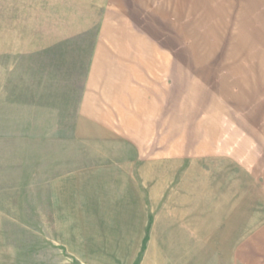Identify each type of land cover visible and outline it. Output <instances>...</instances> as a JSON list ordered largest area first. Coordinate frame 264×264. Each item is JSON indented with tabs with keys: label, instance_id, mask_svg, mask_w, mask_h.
<instances>
[{
	"label": "rangeland",
	"instance_id": "1",
	"mask_svg": "<svg viewBox=\"0 0 264 264\" xmlns=\"http://www.w3.org/2000/svg\"><path fill=\"white\" fill-rule=\"evenodd\" d=\"M207 1L137 9L154 68L141 120L75 133L77 46L52 65L0 57V264H264V185L221 139L239 64L264 60L237 53L264 49V22L234 23L239 0L229 17ZM80 2L71 16L87 15ZM49 5L0 0V42L29 35L30 12L56 15Z\"/></svg>",
	"mask_w": 264,
	"mask_h": 264
},
{
	"label": "crops",
	"instance_id": "2",
	"mask_svg": "<svg viewBox=\"0 0 264 264\" xmlns=\"http://www.w3.org/2000/svg\"><path fill=\"white\" fill-rule=\"evenodd\" d=\"M40 1L46 2L47 7L52 4L60 11L56 9L55 15L48 8H39L36 16L34 11L30 12L29 35L17 37L14 41L5 38L0 42V57L13 59L15 63L29 57L33 63L52 65L57 51L64 56L68 48L77 46L80 49V62L72 68L73 71L79 68L82 72L74 100L77 104L76 134H82L81 130L86 128H102V121L144 119L149 114L143 107L149 102L148 93L145 97L142 95L148 89L144 83L149 81V73L154 68L150 63L149 32L137 30L146 21V15H140L142 12L137 9H141L140 4L144 7V2L149 0H89L87 4L86 0H81L88 13L77 17L70 15V0ZM210 1L225 17H229L230 8L235 7L231 6V0ZM175 6L180 5L175 3ZM194 6L191 1L190 7ZM237 7L234 23L255 25L264 22V0H239ZM220 22L230 23L231 20L222 19ZM257 30L245 34L251 38ZM242 37L250 39L245 35ZM246 50L249 52L237 55L264 57L263 48L259 54L255 48ZM155 55L159 56L158 53ZM245 66L239 64L238 68V111L222 117L223 120H233L223 122L222 150L229 160L232 158L243 167L245 161H252L254 177L264 185V171H261L264 169V60Z\"/></svg>",
	"mask_w": 264,
	"mask_h": 264
}]
</instances>
